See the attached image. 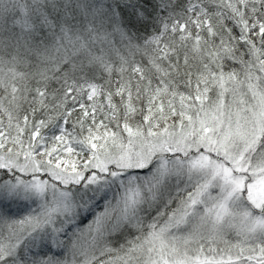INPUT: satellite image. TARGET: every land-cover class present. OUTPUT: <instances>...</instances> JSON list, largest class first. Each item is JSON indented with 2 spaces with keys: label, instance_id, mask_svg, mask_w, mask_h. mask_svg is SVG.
Instances as JSON below:
<instances>
[{
  "label": "snow or ice",
  "instance_id": "obj_1",
  "mask_svg": "<svg viewBox=\"0 0 264 264\" xmlns=\"http://www.w3.org/2000/svg\"><path fill=\"white\" fill-rule=\"evenodd\" d=\"M0 264H264V0H0Z\"/></svg>",
  "mask_w": 264,
  "mask_h": 264
}]
</instances>
